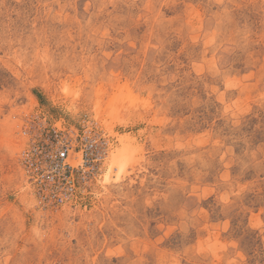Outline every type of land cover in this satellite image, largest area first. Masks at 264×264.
I'll return each instance as SVG.
<instances>
[{"label": "rangeland", "instance_id": "obj_1", "mask_svg": "<svg viewBox=\"0 0 264 264\" xmlns=\"http://www.w3.org/2000/svg\"><path fill=\"white\" fill-rule=\"evenodd\" d=\"M0 264H264V0H0Z\"/></svg>", "mask_w": 264, "mask_h": 264}, {"label": "built area", "instance_id": "obj_2", "mask_svg": "<svg viewBox=\"0 0 264 264\" xmlns=\"http://www.w3.org/2000/svg\"><path fill=\"white\" fill-rule=\"evenodd\" d=\"M56 133V132H55ZM63 142H60V135L55 134L54 141L55 145H44L42 144V157H43V167H42V179L44 183L48 186H52L50 193H46V199L50 201H64L65 196L71 195L73 192L72 177L75 171H79L82 163L89 164L88 156L92 155L94 152L99 153L95 148L98 144L96 141L87 140L84 146L81 148V163L78 166H74L69 161L71 154V145L69 141L62 137ZM101 156H96L95 162L98 161ZM80 166V167H79Z\"/></svg>", "mask_w": 264, "mask_h": 264}, {"label": "bare ground", "instance_id": "obj_3", "mask_svg": "<svg viewBox=\"0 0 264 264\" xmlns=\"http://www.w3.org/2000/svg\"><path fill=\"white\" fill-rule=\"evenodd\" d=\"M117 90V89H116ZM119 92V91H118ZM120 94V93H119ZM123 95H124V93H123ZM117 96V95H116ZM119 96V95H118ZM121 96V95H120ZM124 98H125V95H124ZM118 100V99H117ZM114 101V100H113ZM112 101V102H113ZM114 103V102H113ZM123 103V102H122ZM121 105V104H120ZM118 106V105H117ZM121 108H122V106H121ZM111 109H113V108H111ZM135 110V109H134ZM117 111H119V110H117ZM118 113V112H117ZM116 113V114H117ZM115 151H116V149L112 152V154H114L115 153ZM118 155V154H117ZM121 155V154H120ZM112 157H113V159H114V156L112 155Z\"/></svg>", "mask_w": 264, "mask_h": 264}]
</instances>
